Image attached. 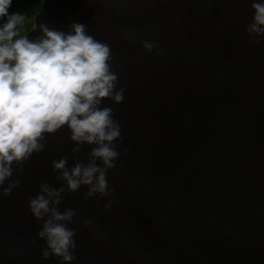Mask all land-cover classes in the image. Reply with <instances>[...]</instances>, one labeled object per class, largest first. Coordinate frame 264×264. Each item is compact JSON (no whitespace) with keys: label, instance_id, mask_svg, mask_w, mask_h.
Returning <instances> with one entry per match:
<instances>
[{"label":"water","instance_id":"water-1","mask_svg":"<svg viewBox=\"0 0 264 264\" xmlns=\"http://www.w3.org/2000/svg\"><path fill=\"white\" fill-rule=\"evenodd\" d=\"M253 16L251 0H44L29 38L40 24L80 23L111 49L124 99L101 107L119 122V158L112 195L85 199L88 187L68 192L52 161L87 164L94 145L73 153L67 127L45 134L44 151L2 186L20 181L0 195V264H63L43 258V221L29 210L42 183L64 186L58 209L76 212L69 264H264V36L246 33Z\"/></svg>","mask_w":264,"mask_h":264},{"label":"clouds","instance_id":"clouds-1","mask_svg":"<svg viewBox=\"0 0 264 264\" xmlns=\"http://www.w3.org/2000/svg\"><path fill=\"white\" fill-rule=\"evenodd\" d=\"M12 3L0 0V19L6 18L0 25V195H10L19 186L17 179L2 187L13 176V165L22 172L33 153L44 151L45 134L67 127L76 144L73 153L84 144L94 147L87 164L74 161L69 169L67 157L53 160V171L60 173L56 180L73 193L87 186L85 199L94 194L111 196L107 172L119 158L113 142L121 139V130L112 108L101 104L107 99L122 103L125 89L116 90L118 76L111 70L109 45L89 35L80 23L72 24L69 33L40 24L41 35H22L28 18L21 12L10 14ZM251 7L254 16L245 31L259 43L257 38L264 36V2L251 0ZM142 45L148 52L154 47L147 41ZM64 192V186L40 184V192L29 198V210L38 222L43 221L38 232L46 243L43 258L60 257L69 264L75 259V230L65 222H71L76 212L59 211ZM104 207L110 208L111 201ZM83 223L87 226L91 221Z\"/></svg>","mask_w":264,"mask_h":264},{"label":"trees","instance_id":"trees-1","mask_svg":"<svg viewBox=\"0 0 264 264\" xmlns=\"http://www.w3.org/2000/svg\"><path fill=\"white\" fill-rule=\"evenodd\" d=\"M43 3L44 0H13L11 7L8 9L9 13L21 12L28 18L22 35L27 34L32 29L34 18L41 10ZM5 19H0V25L5 22Z\"/></svg>","mask_w":264,"mask_h":264}]
</instances>
